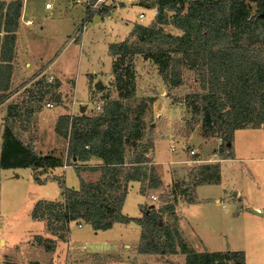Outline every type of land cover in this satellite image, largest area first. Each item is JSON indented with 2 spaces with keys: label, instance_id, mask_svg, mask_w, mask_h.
Instances as JSON below:
<instances>
[{
  "label": "rangeland",
  "instance_id": "rangeland-1",
  "mask_svg": "<svg viewBox=\"0 0 264 264\" xmlns=\"http://www.w3.org/2000/svg\"><path fill=\"white\" fill-rule=\"evenodd\" d=\"M40 1L42 4L38 10V22L42 26L50 18L60 16L66 20L70 14L74 17L69 24L68 21L58 23L65 32L64 37L58 41L53 55L49 51L45 56L55 60V67L72 74L76 88L73 99L72 91L55 90L57 80L47 74L48 77L39 78L38 86L31 88H38L42 92L41 97L32 103L33 106L44 108L41 115L48 116L59 111L67 113L71 110L73 101V115L94 116L101 113L106 101L119 96L113 83L108 43L124 38L126 26H131L134 22L146 24L154 19V8L142 5L138 0H111L110 7L119 6L113 10L112 15L104 16L102 23L88 24L87 30L81 33L83 46L80 47L77 42L79 33L75 31L73 34L75 42L71 41V35H67L73 33L78 22L77 16L83 14V4L75 5L73 0ZM46 2L52 4L51 11L54 16H48L50 11L44 9ZM248 3L252 5V12H256L255 2L248 0ZM139 12L143 13V18L138 17ZM166 14L171 17L172 12ZM163 27L172 34L181 33L171 24ZM45 40L43 34H40L36 43ZM56 52L59 55L57 59L54 57ZM133 63L134 79L131 88L133 87L135 94L125 100L127 114L134 117V110L138 105H146V108L141 115L144 123L143 138L129 140L125 157L128 159L134 151H140L144 145L149 146L146 153L150 159L148 165L155 168L162 184L153 194L142 195L139 192V182L132 183L124 200L123 212L129 216L141 217L147 203L151 202L155 208L173 203V215L163 212L160 223L170 229L175 228L188 247L199 252L243 251L245 264H264V216L253 212L256 208L264 212V124L259 128L236 130L232 141L234 158H220L218 152H214L221 143L219 137L201 135L200 116L193 112L191 106L193 94L204 91L202 83L207 82L206 76L203 80L202 69L199 66L190 68L186 64L181 65L178 68L180 83L171 86L151 59L135 55ZM93 70L98 76H102L98 80V86H94L92 81L88 86L87 73H92ZM29 80H19V87L28 84ZM69 82L68 89L72 87L73 81ZM27 87L30 89L31 86ZM23 91L24 88L14 99L9 100V106H15L10 111L20 112L12 119L17 136L31 143L35 139L32 132L34 120L27 119L22 114L28 100L23 97ZM46 101H50L52 106H45ZM98 104L100 109H97ZM80 106L85 107L83 112H80ZM45 125L48 126L43 127L44 140L39 148L44 154L48 149L56 148L64 163L71 161L64 152L67 140L62 144L59 138L57 141L51 140L54 130L48 128L49 123ZM172 141L175 142L174 151L170 150ZM191 148L195 149L196 154H189ZM194 158L203 161H187ZM88 163L97 165L95 161ZM203 164H219L221 179L218 184L198 185L195 188L196 202L188 203L181 194L176 195L175 200L172 195L166 194L176 182L185 183L184 187L188 192L192 191V174ZM80 172L86 181H94L99 175L98 172L88 170ZM53 173L60 175L61 170L57 169ZM51 175L50 171L42 174L44 183L39 184L34 181L31 168H0V264H3L6 255L16 261L38 259L41 264H185V254L178 246L175 253L164 256L138 252L140 227L134 223L114 224L108 230L94 231L88 224L79 227L76 222H72L65 241H60L62 244L60 243L59 250L55 248V251L58 250L57 254L52 258L46 257L42 247L32 239L33 235H29L30 232L43 231V223L30 218V211L36 200L54 199L58 196L60 185ZM62 175L63 186H79V178L74 168L66 169ZM152 196L156 198L153 199ZM16 243H19L16 251H10V246Z\"/></svg>",
  "mask_w": 264,
  "mask_h": 264
},
{
  "label": "trees",
  "instance_id": "trees-1",
  "mask_svg": "<svg viewBox=\"0 0 264 264\" xmlns=\"http://www.w3.org/2000/svg\"><path fill=\"white\" fill-rule=\"evenodd\" d=\"M140 4L156 9L149 25L134 24L128 36L108 45L117 99L104 104L101 113L62 114L55 122V132L67 140V158L37 152L32 143H24L16 134L10 111L4 117L0 150V168H31L33 179L42 184L41 175L62 165H70L79 178V187L68 188L58 178L60 199L37 200L30 212L33 220L43 223L44 234H34L45 256L52 258L58 241H65L72 222L88 224L94 231L112 228L115 223H134L140 227L138 252L166 255L175 253L177 246L185 254V264H245L243 251H196L181 240L176 229L161 225V215H173V203L155 208L145 204L141 217L122 212L125 197L132 182H139L140 193L145 195L160 188L161 180L155 168L148 165L147 145L140 147L126 159L129 140H142L141 115L146 105H138L131 117L125 100L134 96L135 55L151 59L168 84L180 83L179 67L202 69L204 91L193 94L191 106L200 116L201 135H217L221 143L217 150L220 158H234L233 134L238 129L259 128L264 124V0H252L257 10L252 12L248 0H138ZM23 0L0 1V104L9 96L12 60L15 57L17 29ZM114 7H104L97 15L104 17ZM167 12H172L171 17ZM92 20L89 8L82 22ZM171 24L181 31L172 34L163 25ZM82 31L79 32L78 39ZM30 105L23 113L31 119ZM99 159L97 165L79 164ZM75 159V161L73 160ZM81 170L98 172L94 181H86ZM191 190L185 183H174L166 193L181 194L188 203L196 202L198 185L220 182L219 164L199 165L192 174ZM152 205V206H151ZM175 220V218L173 219ZM17 245L14 247L16 251ZM16 261L6 255L4 264H41L38 259Z\"/></svg>",
  "mask_w": 264,
  "mask_h": 264
},
{
  "label": "crops",
  "instance_id": "crops-1",
  "mask_svg": "<svg viewBox=\"0 0 264 264\" xmlns=\"http://www.w3.org/2000/svg\"><path fill=\"white\" fill-rule=\"evenodd\" d=\"M73 3L75 5H78V6L80 5L75 0H73ZM41 4L42 3H41L40 0H24L23 1V6H22V9H21V14H20V18H19V25H18V29H17V32H16L17 33V40H16V47H15V57H14V59L11 62V64H12V74H11V80H10V89L8 90L10 94H9L8 98L2 104H0V137H1L0 150H1L2 133H3V126H4V117H5L6 113H7L9 104H11V103H9V100L14 99V97L16 95L20 94L22 92L23 88H24L23 97H26L28 99L27 100V105H30V109H31V112H32L31 113V118L34 120V123H33L34 126L32 127V132L34 134V138L35 139L31 143L33 144L35 150L37 152L41 153V154H44V152H43L42 149L39 148V144L42 143L43 140H44V130H43L44 128L43 127H47L48 126V125H45V124L49 123V127L48 128L50 130H54L53 131L54 134L52 135V139L51 138H49V139H51L53 141H57L58 138H59L61 140V144H62V143H64V141H66V139L62 138L60 135H58L55 132V129H54L55 122H56L58 116H60L62 114H71V115H73V113L75 111L73 109V107H72V104H73V101H72L71 110L67 111V113H66V111H59V112H55L52 115H48L49 116L48 117L46 115H44V116L41 115L44 108H39L38 109V108H36V106H33V104H32L35 100H37L39 97H41L42 92L38 88H36V89H31V88H34L35 86H38L40 84V81H39L40 79L39 78H42V77H45V76L48 77L47 74L49 75L50 78H54V77L56 78L57 87H56L55 90H57V91H62V90H66V91L68 90L69 91L70 90V91H72L73 99H74V90L76 88V82H75L74 77H72V74L67 73V72H63L61 70V68L55 67L54 66L55 60L45 56V54H48L49 51H51V54L53 55V53H54V51H55V49L57 47L58 41L62 40L63 37H64V33L65 32H64L63 29H60L61 25L58 24V23L60 22L61 24H63L65 21H68V24H69V23H71L74 20V17H71V14H70V15L67 16L66 20H63L62 17H60V16H58V18H50V19H48L45 22L46 25L44 24V26H42L38 22L39 21L38 20V14H39L38 10H39V6ZM81 6L84 8L83 5H81ZM118 6H115L109 12V14H111V13L113 14V10L117 9ZM51 8L46 9L45 6H44L45 10L50 11L48 16H50V15L54 16V15H52L53 12L51 11ZM140 13H142V12H139V14ZM139 14H138V17H139ZM155 14H156V9L154 8V15ZM84 16H85V8H84L83 14L82 15L79 14L77 16L78 22L76 23V27L79 25V23L81 22L80 20H82L84 18ZM143 17H144V15H143ZM143 17H139V18H143ZM103 20H104L103 17H101L99 15H95L94 18H93V21H91V22L89 21L88 24L92 25V24H97L99 22L102 23ZM151 21H149L146 24L145 23H141V22H134L131 26H126V30H124V34H123L125 37L120 39V40L111 41L108 44L124 40L128 36V34L131 31V29L133 28L134 24L138 23V24H142V25H149L151 23ZM88 24L84 28V31L87 30ZM76 27L73 29L74 31H75ZM74 31H73L72 34H68L67 35V36L71 35L70 39L73 42H75V38L73 36ZM40 34H43V36L46 38V40L44 42L36 43V39H39ZM77 42L79 43L80 47L83 46V36H82V38H79L77 40ZM54 57H56L55 59H57L59 57L57 52L55 53ZM87 76H88V79H89L88 80V86H89L90 81H92L93 85L95 84L94 86H97L98 85V80H101V78H102L101 75L100 76L97 75V72L95 70H93L92 73H87ZM23 78H28V80L29 79L30 80H29L28 84H26L25 86L20 88L19 87L20 85H18L19 84L18 82H19V80H21ZM69 80H72L73 83H72V87L70 86V88L68 89V87L70 85ZM15 84H17V85H15ZM29 85L31 86L30 89H28L29 87H27ZM26 90H28V91H26ZM32 90H34V91H32ZM26 93H27V95H26ZM47 102H50V101H46V103ZM46 103H45V106H46ZM51 106H49V107H51ZM80 107H79V109H80ZM47 119H49V120H47ZM20 139L24 143H27L26 141H28L27 139H22V138H20ZM55 149L56 148L48 149L46 154H54L56 156H59V153H57L56 152L57 150H55ZM65 149L66 150L64 152L66 154L67 153V141H66ZM60 157H61V155H60ZM73 160L75 161V159H73ZM89 161L90 162L95 161V162H97V164L101 163V161L99 159H95V158L91 159ZM89 161H87L85 163L84 162H79V164H81V163L82 164H87ZM153 164L154 165L156 164L155 154H153ZM68 168H73V166L62 165V166H58V167H55L53 169H50L49 171L52 174L51 176H54L55 180L58 178L63 183V180H62L63 175H62V173H64L65 170L68 169ZM12 169H15V168H12ZM57 169L61 170V174L60 175L53 173ZM43 183H44V180H43ZM78 183H79V180H78ZM132 183H134V182H132ZM132 183L129 186V188L132 186ZM205 185H210V184H205ZM78 187L79 186H77V187L72 186V187H68V188L77 189ZM59 195H60V191L58 192V196L56 198L47 199V200L59 199ZM235 195H237V194H235ZM43 199H45V198H43ZM34 203L32 204V207H33ZM255 210H258V211L262 212L259 208H256ZM122 212H123V208H122ZM254 213L258 214L256 212H254ZM124 214L128 215L127 213H124ZM258 215L264 216V215H261V214H258ZM131 217H134V216H131ZM117 224L124 225V224H121V223H115V225H117ZM112 228H113V226H112ZM34 234H42L43 236H46V234H44V226H43V231L41 233H33V232L29 233V235H34ZM28 236H27V238H30ZM61 242H63V241H61ZM61 242L58 241L57 244H56V248H58V250L60 248V243ZM18 244L19 243H16V244H13L12 246H10V248H9L10 251L12 249H14V247L16 245H18ZM58 250H56V251L54 250V252L52 253V256H55L54 254H57ZM13 256H15V255H13ZM26 261H29V260H26ZM2 263L4 264V259H3Z\"/></svg>",
  "mask_w": 264,
  "mask_h": 264
},
{
  "label": "built area",
  "instance_id": "built-area-1",
  "mask_svg": "<svg viewBox=\"0 0 264 264\" xmlns=\"http://www.w3.org/2000/svg\"><path fill=\"white\" fill-rule=\"evenodd\" d=\"M77 3L79 4H83L84 8H89L90 10V13H91V18L93 19L95 15H97V13L102 10L104 7H107V6H110L111 4V0H75ZM128 1H131V0H128ZM45 8L46 9H49L52 7V4L50 2H46L45 3ZM139 17H143V13H140L139 14ZM89 20H85L84 22H82V25L80 27V29L77 27L76 28V33H79L80 31H83L84 28L86 27V25L88 24ZM74 31V32H75ZM52 103L51 102H47L46 103V106L49 107L51 106ZM97 109H100V105L98 104L97 105ZM220 142H221V138H219ZM175 142L172 141V144L170 146V150L171 151H174L175 150ZM216 153V152H215ZM189 154L190 155H194L196 154V151L195 149H190L189 150ZM147 156V154H146ZM187 161H196V162H200V161H203V160H200L199 158H194V159H191V160H187ZM153 199H155L156 197L155 196H152ZM78 226L80 227L81 224H78ZM82 248H84V246H82Z\"/></svg>",
  "mask_w": 264,
  "mask_h": 264
},
{
  "label": "water",
  "instance_id": "water-1",
  "mask_svg": "<svg viewBox=\"0 0 264 264\" xmlns=\"http://www.w3.org/2000/svg\"><path fill=\"white\" fill-rule=\"evenodd\" d=\"M98 86V85H97ZM85 110V107L84 106H81L80 107V112H83ZM235 194V192H234ZM61 198V195H59V199ZM152 206V205H151ZM254 212L258 213V214H261V215H264V212H260L258 210H255Z\"/></svg>",
  "mask_w": 264,
  "mask_h": 264
}]
</instances>
